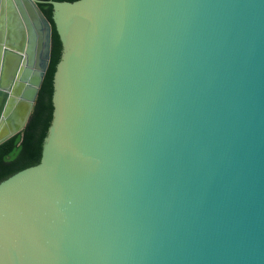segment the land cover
I'll use <instances>...</instances> for the list:
<instances>
[{"label": "water", "instance_id": "water-1", "mask_svg": "<svg viewBox=\"0 0 264 264\" xmlns=\"http://www.w3.org/2000/svg\"><path fill=\"white\" fill-rule=\"evenodd\" d=\"M0 0V145L48 69ZM52 119L0 183V264H264V0H48Z\"/></svg>", "mask_w": 264, "mask_h": 264}, {"label": "trees", "instance_id": "trees-1", "mask_svg": "<svg viewBox=\"0 0 264 264\" xmlns=\"http://www.w3.org/2000/svg\"><path fill=\"white\" fill-rule=\"evenodd\" d=\"M38 8L52 28L50 61L25 128L0 145V183L33 166L52 119V80L58 58V36L51 19V5L43 2L38 4Z\"/></svg>", "mask_w": 264, "mask_h": 264}, {"label": "flooded vegetation", "instance_id": "flooded-vegetation-1", "mask_svg": "<svg viewBox=\"0 0 264 264\" xmlns=\"http://www.w3.org/2000/svg\"><path fill=\"white\" fill-rule=\"evenodd\" d=\"M40 1H42V0H40ZM48 1V0H47ZM47 1H44V2H47Z\"/></svg>", "mask_w": 264, "mask_h": 264}]
</instances>
